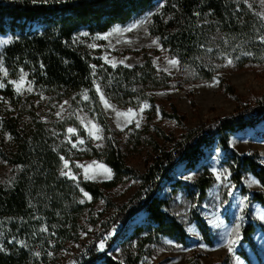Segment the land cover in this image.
Masks as SVG:
<instances>
[{
  "label": "trees",
  "instance_id": "16d2710c",
  "mask_svg": "<svg viewBox=\"0 0 264 264\" xmlns=\"http://www.w3.org/2000/svg\"><path fill=\"white\" fill-rule=\"evenodd\" d=\"M155 1L0 0V34H12L1 55L3 65L11 78L27 73L35 92L17 94L10 83L0 91L2 101L15 112L1 120L12 143L9 148L0 145V162L11 167L14 174L0 185V264H41L35 258L37 253L45 255L50 249L63 248L67 241H77V216L85 209L94 210L99 200L107 204L105 191L131 177L139 181L138 190L122 205L108 204L112 210L107 219L100 223L92 241L74 256V264H140L142 248L160 235L186 244L184 226L165 210L169 199L162 198L159 191L179 165L193 169L213 146L224 151L230 181L242 193L247 191L242 184L246 173L258 179L263 192H254L252 199L264 207V165L258 154L241 155L230 146L233 134L264 122V99L212 125L189 129L181 140L161 135L167 147L153 144L152 160L143 173L127 165L120 146L111 137L110 122L95 90L96 78L105 95L118 106L137 107L148 102L150 112L155 109L154 91L178 86L180 78L157 70L146 57L131 67L107 65L76 44L75 36L82 29L95 34L124 25L151 10ZM148 29L178 59L180 69L194 72L200 79L214 78L216 69L208 59L214 57L212 52L218 44L225 45V56L231 61L242 62L247 57L264 60V23L245 0H166L152 16ZM222 85L229 95L234 94L225 81ZM42 95L93 115L103 130V147H95L75 119L52 124L41 120L35 100ZM164 116L180 120L175 111ZM68 124L86 138V147L76 158L105 163L113 173L110 180L93 182L79 177L73 181L62 176V158H67V153L61 140ZM212 183L205 168L191 185L193 189L186 186L196 206ZM172 185L175 192L180 182ZM82 191L92 196V202L80 201ZM137 213L145 214V224L135 226L128 238L140 253L126 256L123 262L101 253L98 244L109 246ZM192 215L203 239L211 243L206 223L195 209ZM255 227L249 222L242 228V242L252 250H256L252 238ZM259 227L264 231L263 226ZM238 254L247 259L244 251ZM188 264L196 263L189 260ZM221 264L229 262L226 259Z\"/></svg>",
  "mask_w": 264,
  "mask_h": 264
},
{
  "label": "rangeland",
  "instance_id": "374dc122",
  "mask_svg": "<svg viewBox=\"0 0 264 264\" xmlns=\"http://www.w3.org/2000/svg\"><path fill=\"white\" fill-rule=\"evenodd\" d=\"M165 1L156 0L151 10L124 25L117 24L106 32L95 34L82 29L75 36L76 44L92 56H98L107 65L131 67L140 64L146 57L157 70L171 76L178 74L180 78L178 86L154 91L153 112H150L151 106L148 102L137 107L118 106L105 95L98 79H95V90L103 112L110 122L111 137L120 146L127 165L139 173H143L152 160L153 144L167 147L161 140V135L181 140L189 129L212 125L217 120L233 114L237 109L254 105L264 99V60L247 57L245 61L235 60L229 64V59L225 56V45L218 44L219 46L212 52L214 57L208 59L216 69L213 79H200L194 72L180 69L178 59L164 49L148 29L152 16L160 10ZM245 2L264 23V0H245ZM11 40L12 34H0V91L10 83L17 94L23 96L34 94L33 83L27 73L21 72L17 78H11L3 65L1 55ZM244 58L240 59L244 60ZM170 60H175L177 63L170 64ZM221 80L231 87L233 95L226 92ZM35 107L40 119L51 124L55 121L75 119L84 130L86 138H89L95 147H103L104 135L101 126L94 116L83 108L73 107L66 101H56L44 95L35 100ZM0 108L2 110L0 145L9 148L12 141L9 134L3 131L1 120L15 112L6 106L1 98ZM173 111L177 112L180 120L164 116V113H173ZM152 114L153 117L149 118ZM69 128L73 131L69 132ZM86 138L78 134L74 125L66 126L61 140V146L67 153V158H62L61 173H65L62 176L73 181H77L79 177L93 182L110 180L113 173L105 163L97 159L76 158L78 153L85 149ZM230 146L241 155L257 153L260 164L264 165V122L254 128L233 134L230 137ZM225 160L224 151L213 146L206 150L204 157L193 169L179 165L170 174L171 180L162 182L159 195L169 199V205L165 210L182 223L188 241L186 244H181L172 238L160 235L142 248L140 264H188L189 260H193L196 264H221L226 259L229 264H264V231L259 227L260 225L264 227V207L252 199V194L263 192V188L261 184L255 183L250 176L252 174L248 172L242 179L247 191L242 193L240 187L231 183L230 169L224 164ZM205 168L210 172L213 183L202 202L196 206L186 186L193 189L191 185ZM105 169L110 172H105ZM13 174L11 167L0 162V185L9 181ZM174 181L180 182L175 192L172 185ZM138 187L139 181L131 177L125 178L116 187L105 191L107 204L99 200L94 204V210L85 209L77 216V241H67L63 244V248L50 249L45 255L37 253L35 258L41 264H74V256L92 241L99 232L100 223L107 219L112 210L108 204L122 205L128 202ZM85 193L87 192L82 191L80 201L92 202V196L89 193L85 196ZM194 209L209 228L211 243L203 239L192 215ZM144 217V213H137L127 227L116 235L114 241L109 246H105L103 242V250L99 247V251L120 262L130 254H139L140 250H136V243L128 237L135 226L139 223L145 224ZM249 222L256 226L252 234L256 250H252L241 239L242 228ZM112 235L111 233L110 236ZM100 244L101 242L98 246ZM229 248L232 250L229 251ZM240 251L245 252L247 259L239 256Z\"/></svg>",
  "mask_w": 264,
  "mask_h": 264
},
{
  "label": "snow or ice",
  "instance_id": "6c2138e0",
  "mask_svg": "<svg viewBox=\"0 0 264 264\" xmlns=\"http://www.w3.org/2000/svg\"><path fill=\"white\" fill-rule=\"evenodd\" d=\"M36 2H37V0H33V3H36ZM44 2H47V0H44ZM4 43H8V41H4ZM169 63H170V64H176L177 61H175V60H170ZM228 63L231 64L232 61L229 60ZM102 99H103V97H102ZM106 106H107V105H106ZM145 106H146V105H145ZM129 113H131V110H129ZM117 115H122V114H121V113H117ZM68 131H69V132H72L73 129L69 128ZM65 167H67V163H65ZM105 172H110V170L105 169ZM61 174L64 175L65 173L62 172ZM73 179H75V177H73ZM85 196H87V193H85ZM81 202H83V201H81ZM99 247H100L101 250H103V242H101V244H100ZM2 250H3V249H0V251H2ZM231 250H232V249L229 248V251H231Z\"/></svg>",
  "mask_w": 264,
  "mask_h": 264
},
{
  "label": "crops",
  "instance_id": "0c3cea01",
  "mask_svg": "<svg viewBox=\"0 0 264 264\" xmlns=\"http://www.w3.org/2000/svg\"><path fill=\"white\" fill-rule=\"evenodd\" d=\"M252 178H253V180H255V183L258 185V180L253 176V175H250ZM259 185H260V183H259Z\"/></svg>",
  "mask_w": 264,
  "mask_h": 264
}]
</instances>
